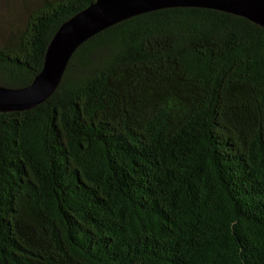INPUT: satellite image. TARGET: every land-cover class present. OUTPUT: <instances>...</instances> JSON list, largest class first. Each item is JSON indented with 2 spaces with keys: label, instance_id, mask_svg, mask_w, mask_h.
Returning <instances> with one entry per match:
<instances>
[{
  "label": "trees",
  "instance_id": "obj_1",
  "mask_svg": "<svg viewBox=\"0 0 264 264\" xmlns=\"http://www.w3.org/2000/svg\"><path fill=\"white\" fill-rule=\"evenodd\" d=\"M94 1H29L0 27V85H29ZM0 264H264V26L143 12L84 41L46 100L0 111Z\"/></svg>",
  "mask_w": 264,
  "mask_h": 264
},
{
  "label": "water",
  "instance_id": "obj_2",
  "mask_svg": "<svg viewBox=\"0 0 264 264\" xmlns=\"http://www.w3.org/2000/svg\"><path fill=\"white\" fill-rule=\"evenodd\" d=\"M173 6L220 9L264 26V0H96L61 24L49 43L42 70L29 85H0V111L26 110L46 100L60 84L74 51L91 36L129 17Z\"/></svg>",
  "mask_w": 264,
  "mask_h": 264
},
{
  "label": "rangeland",
  "instance_id": "obj_3",
  "mask_svg": "<svg viewBox=\"0 0 264 264\" xmlns=\"http://www.w3.org/2000/svg\"><path fill=\"white\" fill-rule=\"evenodd\" d=\"M29 1L33 0H0V27L2 30L9 28V21L20 20L23 17Z\"/></svg>",
  "mask_w": 264,
  "mask_h": 264
}]
</instances>
